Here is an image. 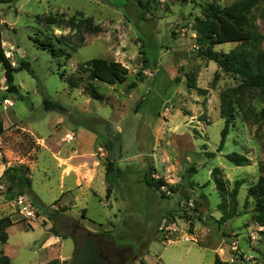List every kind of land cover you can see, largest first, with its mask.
I'll return each mask as SVG.
<instances>
[{
	"label": "rangeland",
	"instance_id": "374dc122",
	"mask_svg": "<svg viewBox=\"0 0 264 264\" xmlns=\"http://www.w3.org/2000/svg\"><path fill=\"white\" fill-rule=\"evenodd\" d=\"M234 1L0 0L5 56L34 73L16 71L11 91L0 64V217L14 222L0 251L11 264H72L86 237L98 241L106 264H213L216 254L229 264H264V227L253 220V199L245 203L264 160V126L253 122L264 98L240 95L217 151L220 94L240 77L201 54L192 28L201 4ZM252 15L264 51V6ZM93 58L120 62L126 80L89 79L80 65ZM71 76L81 77L75 88ZM45 98L63 108L45 110ZM231 152L250 165L231 164ZM108 159L119 169L111 181ZM7 167L21 177L10 191ZM147 175L166 185L148 186ZM26 176L32 197L19 194ZM219 179L230 187L244 180L241 214L221 225Z\"/></svg>",
	"mask_w": 264,
	"mask_h": 264
},
{
	"label": "trees",
	"instance_id": "16d2710c",
	"mask_svg": "<svg viewBox=\"0 0 264 264\" xmlns=\"http://www.w3.org/2000/svg\"><path fill=\"white\" fill-rule=\"evenodd\" d=\"M260 5L264 6V0H236L225 6L216 3H205L200 5V15L194 17L192 28L198 34L196 42L204 48L201 50V54L215 62L224 72L240 77L239 84L226 88L220 94V113L224 119V125L220 131V141L217 151H221L224 145L231 121L235 115L233 107L234 104H239L240 95L247 90H256L259 96L264 98V51L260 46L263 37L258 33L252 15L253 11ZM1 30L2 23L0 20V64L7 88L15 91L14 73L16 71L26 70L32 76H34V73L28 62L20 61L17 66H14L10 59L5 56ZM221 43H234L235 46L227 52L212 50L215 45ZM80 70L86 73L89 79L99 80L107 84L123 83L127 78L126 67L120 62L104 58L90 59L80 65ZM80 80L81 77L71 76L67 78L66 82L70 88H75ZM188 86L194 88L200 94L205 93V89L197 87L193 83H189ZM86 90L93 99H102V95L93 85L86 86ZM43 106L45 110L63 108L61 104L46 98L43 100ZM241 119L247 120L248 116L243 115ZM253 122L264 126V106L253 114ZM207 155L213 157L215 156V152H209ZM225 158L235 166L250 165V159L238 152L228 153L225 155ZM20 169L23 173L28 172L26 166H20ZM14 170V167H7L5 169L4 174L9 180L7 191L14 188L15 182H20L21 177L20 175H16L13 172ZM258 170L260 175L256 182L249 186L245 203L250 198L253 199V220L259 226L264 227V160L258 162ZM190 171L194 173L195 168H191ZM116 174H119V169L115 167L113 159H108L105 168L106 180H113L117 176ZM144 181L148 186H154L156 189H159L162 185H166L162 179L155 181L149 175L144 177ZM243 182V179H235L230 187L227 185V180L221 181L219 179L216 181V188L221 198V201L217 205V208L221 212V216L218 219L219 225L241 214L238 210L236 196ZM24 183L28 189L21 191L19 194L32 197L31 179L29 176L25 177ZM107 191L109 192L110 189L108 188ZM161 195L166 196L164 192H161ZM13 224L14 222L9 217H0V243L7 241L8 236L5 229ZM99 256L105 262L100 254ZM0 264H11L9 256L1 251ZM50 264L60 263L54 260ZM213 264L229 263L222 261L216 254Z\"/></svg>",
	"mask_w": 264,
	"mask_h": 264
},
{
	"label": "water",
	"instance_id": "95a60500",
	"mask_svg": "<svg viewBox=\"0 0 264 264\" xmlns=\"http://www.w3.org/2000/svg\"><path fill=\"white\" fill-rule=\"evenodd\" d=\"M99 245L95 238L86 237L78 254L72 258V264H106L98 253Z\"/></svg>",
	"mask_w": 264,
	"mask_h": 264
},
{
	"label": "crops",
	"instance_id": "0c3cea01",
	"mask_svg": "<svg viewBox=\"0 0 264 264\" xmlns=\"http://www.w3.org/2000/svg\"><path fill=\"white\" fill-rule=\"evenodd\" d=\"M223 261V260H222ZM163 264V263H162Z\"/></svg>",
	"mask_w": 264,
	"mask_h": 264
}]
</instances>
